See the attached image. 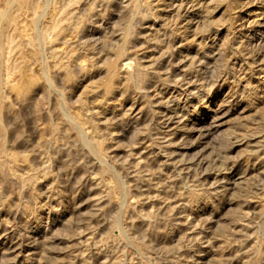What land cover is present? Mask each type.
<instances>
[{
	"label": "rangeland",
	"instance_id": "obj_1",
	"mask_svg": "<svg viewBox=\"0 0 264 264\" xmlns=\"http://www.w3.org/2000/svg\"><path fill=\"white\" fill-rule=\"evenodd\" d=\"M171 2L0 0V264H264V0Z\"/></svg>",
	"mask_w": 264,
	"mask_h": 264
},
{
	"label": "bare ground",
	"instance_id": "obj_2",
	"mask_svg": "<svg viewBox=\"0 0 264 264\" xmlns=\"http://www.w3.org/2000/svg\"><path fill=\"white\" fill-rule=\"evenodd\" d=\"M175 1H176V0H175ZM188 1H189V0H188ZM126 2H127V0H126ZM169 2H170V0H169ZM172 2H173V0H172ZM172 2H171V3H172ZM166 3H167V2H166ZM174 3H175V2H174ZM174 3H173V4H174ZM198 4H199V3H198ZM143 5H144V4H143ZM175 5H176V4H175ZM180 6H181V5H180ZM181 7H182V6H181ZM183 7H184V5H183ZM196 7H197V6H196ZM200 7H201V6H200ZM129 8H130V7H129ZM175 8H176V7H175ZM201 8H202V7H201ZM258 8H259V7H258ZM153 9H154V8H153ZM131 10H132V8H131ZM249 10H250V9H249ZM176 11H177V10H176ZM142 12H143V11H142ZM180 12H181V11H180ZM201 12H202V11H201ZM255 12H256V10H255V11L250 10V11H249V14L254 16V15L256 14ZM262 12H263V11H262ZM1 13H2V12H1ZM145 13H146V12H145ZM2 14H3V13H2ZM159 15H160V14H159ZM164 15H165V14H164ZM142 17H143V16H142ZM168 17H169V15H168ZM192 17H193V16H192ZM143 18H144V17H143ZM3 20H4V19H3ZM165 21H166V20H165ZM169 21H170V20H169ZM188 21H189V20H188ZM196 22H197V21H196ZM56 27H57V26H56ZM54 28H55V26H54ZM187 28H188V27H187ZM212 28H213V27H212ZM77 29H78V28H77ZM52 30H53V29H52ZM78 30H79V29H78ZM216 30H217V29H216ZM263 33H264V32H263ZM123 65H124V66H128V65H129L128 61L123 62ZM263 65H264V64H263ZM124 66H123V67H124ZM258 66H259V65H258ZM256 68H257V67H256ZM261 76H263V75H261ZM187 83H188V82H187ZM258 84H259V83H258ZM169 99H170V98H169ZM173 106H174V105H173ZM177 110H178V109H177ZM63 112H64V111H63ZM180 113H181V112H180ZM178 114H179V112H178ZM213 114H214V113H213ZM218 114H219V113H218ZM70 118H71V117H70ZM164 121H165V120H164ZM170 121H171V120H170ZM169 124H170V123H169ZM201 126H202V125H201ZM79 127H80V126H79ZM79 130H80V129H79ZM210 131H211V130H210ZM81 134H82V133H81ZM85 139H86V138H85ZM86 141H87V140H86ZM93 155H94V154H93ZM183 175H184V174H183ZM119 186H120V185H119ZM117 187H118V185H117ZM179 214H180V213H179ZM202 261H203V260H202ZM37 262H38V261H37Z\"/></svg>",
	"mask_w": 264,
	"mask_h": 264
}]
</instances>
